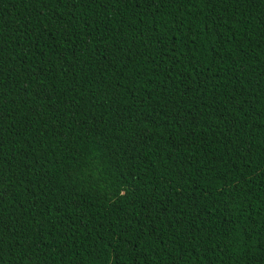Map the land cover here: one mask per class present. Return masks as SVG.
<instances>
[{
    "label": "trees",
    "instance_id": "1",
    "mask_svg": "<svg viewBox=\"0 0 264 264\" xmlns=\"http://www.w3.org/2000/svg\"><path fill=\"white\" fill-rule=\"evenodd\" d=\"M0 264H264V0H0Z\"/></svg>",
    "mask_w": 264,
    "mask_h": 264
}]
</instances>
